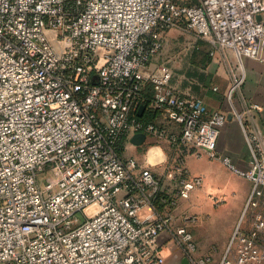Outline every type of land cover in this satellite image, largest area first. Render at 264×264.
Instances as JSON below:
<instances>
[{
	"label": "built area",
	"instance_id": "1",
	"mask_svg": "<svg viewBox=\"0 0 264 264\" xmlns=\"http://www.w3.org/2000/svg\"><path fill=\"white\" fill-rule=\"evenodd\" d=\"M170 27L239 62H264V0H0V264H166L165 231L189 264H264L260 106H247L246 117L234 110L251 155L239 168L217 150L226 113L179 94L167 69L150 67ZM231 72L230 99L244 80ZM146 84L149 103L169 113L177 133L138 117ZM139 132L196 155L204 149L250 180L214 261L159 210L175 202L161 178L148 168L136 177V160L122 159L124 138ZM200 182L181 177L175 195L187 198Z\"/></svg>",
	"mask_w": 264,
	"mask_h": 264
},
{
	"label": "crops",
	"instance_id": "2",
	"mask_svg": "<svg viewBox=\"0 0 264 264\" xmlns=\"http://www.w3.org/2000/svg\"><path fill=\"white\" fill-rule=\"evenodd\" d=\"M201 55H206L209 63L198 77L192 74L186 76L183 87L174 85L171 79L170 82L179 94L199 97L208 110L220 109L226 113V121L217 139V150L220 154L229 156L237 167L245 169L249 166L251 155L234 110L246 117L243 110L253 103L258 104L260 110L255 115L264 134V62L249 57H243L239 62L231 50L221 52L209 42ZM231 71L242 73L244 80L230 99L228 90L232 81ZM137 115L142 121L161 126L168 133H177L180 129L167 111L154 107L144 99H141ZM139 133H143L144 138L138 144L131 141L134 134L124 138L122 159L136 160L137 166L132 171L136 177L141 169L148 168L161 178L167 189L164 196H173L175 199L172 204L158 206L163 214L171 216V228L180 226V217L187 212L199 215V222L214 223V227L209 229L207 240L202 242L201 233H194L190 229V225L197 222L184 221L197 244V254L208 253L205 252V247L217 244L220 255L239 221L251 191L250 180L230 171L219 159L210 158L204 149L196 148V155L189 148L170 143L166 137L152 132ZM169 172L174 175L173 178L167 177ZM183 176L201 179L199 186L191 191L188 198L175 195ZM160 241L166 264H179L184 254L181 255L179 246L170 238L169 232H163Z\"/></svg>",
	"mask_w": 264,
	"mask_h": 264
},
{
	"label": "rangeland",
	"instance_id": "3",
	"mask_svg": "<svg viewBox=\"0 0 264 264\" xmlns=\"http://www.w3.org/2000/svg\"><path fill=\"white\" fill-rule=\"evenodd\" d=\"M180 1L183 3H194L198 0ZM164 36V43L161 50L151 61L152 68L167 69L171 74V82L176 86L183 87L186 76L192 74L194 77H198V74L203 71L209 63L208 57L206 55H201L202 52L205 51L208 41L197 37L194 33L184 28L178 27L168 28ZM129 152L130 151L128 150V153ZM197 216L199 215L190 212L184 213L180 217V223L182 224L178 225L185 227L184 221L191 223L197 222L195 225H190V229L194 233L200 232V238L203 240L202 242H205L209 235V229L214 227V223L199 222ZM179 249L181 255L184 254V251L180 247ZM197 250L198 248L196 244V252H198ZM205 252H208V255L214 261V259H217L219 256V246L217 244L215 246H206Z\"/></svg>",
	"mask_w": 264,
	"mask_h": 264
},
{
	"label": "trees",
	"instance_id": "4",
	"mask_svg": "<svg viewBox=\"0 0 264 264\" xmlns=\"http://www.w3.org/2000/svg\"><path fill=\"white\" fill-rule=\"evenodd\" d=\"M197 2L194 3H185V4H196ZM152 96V85L151 84H146L143 91H142V99L145 101L149 102Z\"/></svg>",
	"mask_w": 264,
	"mask_h": 264
},
{
	"label": "water",
	"instance_id": "5",
	"mask_svg": "<svg viewBox=\"0 0 264 264\" xmlns=\"http://www.w3.org/2000/svg\"><path fill=\"white\" fill-rule=\"evenodd\" d=\"M260 17L258 16L257 19H259ZM144 138V134L143 133H136L131 137V141L135 144H138L142 141V139ZM181 264H189L188 260L186 257H182L181 259Z\"/></svg>",
	"mask_w": 264,
	"mask_h": 264
},
{
	"label": "clouds",
	"instance_id": "6",
	"mask_svg": "<svg viewBox=\"0 0 264 264\" xmlns=\"http://www.w3.org/2000/svg\"><path fill=\"white\" fill-rule=\"evenodd\" d=\"M162 159H163V157H162Z\"/></svg>",
	"mask_w": 264,
	"mask_h": 264
}]
</instances>
